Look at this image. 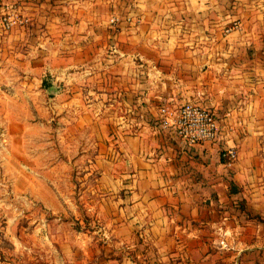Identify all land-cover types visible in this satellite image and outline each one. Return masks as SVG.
I'll return each instance as SVG.
<instances>
[{"label": "crops", "instance_id": "obj_1", "mask_svg": "<svg viewBox=\"0 0 264 264\" xmlns=\"http://www.w3.org/2000/svg\"><path fill=\"white\" fill-rule=\"evenodd\" d=\"M56 1L53 6L62 13L69 3L74 12L78 8L75 18L61 14V23H89L90 29L57 30L55 64L49 58L53 48L48 30L41 32L39 45L32 42L19 51L25 58L13 61L12 49H1L8 58L0 60V81L6 78L16 89H31L35 85L28 75L18 80L4 73L20 68L37 74L42 101L53 89L47 82L56 83V97L50 98L57 99L64 118L71 106L76 121L84 89L96 103H119L131 111L134 131L123 130L122 141L106 149L104 174L96 175L100 164L95 159L88 164L87 173L93 174L78 175L76 182L88 181L96 195L103 180L106 206L94 209L95 214L106 218L108 231L120 232L124 247L134 246L138 262L145 239L156 251L152 264L177 259L179 253L191 263L203 262L210 255L209 246L222 247L217 236L206 234L231 226L234 233L241 232L239 221L246 211L264 214V191L258 190L264 179L258 175L263 173L258 137H264V0ZM116 3L130 9L137 21H123L112 34L109 16L98 9ZM82 6L89 15L82 14ZM27 32H10L7 37L27 40ZM27 92L33 98L36 91ZM187 98L214 111L222 125L217 139L187 145L173 129L155 122L158 103ZM24 104L26 112L31 109ZM17 107L18 100L0 117L9 129L17 119ZM75 127L74 132L79 128ZM229 145L237 157L228 164L222 151ZM61 165H47L41 183H59L60 175L54 177L52 171L56 167L58 172ZM44 188L50 193L45 196L42 191L41 198L49 201L52 187ZM243 242L234 240L227 246L232 253L264 248Z\"/></svg>", "mask_w": 264, "mask_h": 264}, {"label": "rangeland", "instance_id": "obj_2", "mask_svg": "<svg viewBox=\"0 0 264 264\" xmlns=\"http://www.w3.org/2000/svg\"><path fill=\"white\" fill-rule=\"evenodd\" d=\"M56 3V0H0V51L12 49L10 53L13 61L25 58L19 51L23 53L32 42L39 45L41 32L48 30V41L53 48L49 58L55 64L57 30L65 26L77 33H86L91 26L84 22L61 23V14L75 18L78 8L74 12V7H70L68 2L63 10L65 13H62L53 6ZM116 5L112 4L110 8L100 6L98 9L99 14L109 16L108 26L112 34L120 29L123 21H130L126 19L128 16L134 18L130 9ZM86 10V7H81L82 14L89 15ZM113 15L118 17L115 25L109 21ZM14 19L12 24L6 26L7 20ZM133 20L137 21L135 18ZM20 31H28L29 38L15 40L11 36V39L7 37L10 32ZM7 58L8 55L3 56L0 52V60ZM7 74L10 77L18 76V80L28 75L35 86H31V89H16L12 82L4 81L6 78L2 80L4 82L0 81V117L16 100L20 106L16 110L17 119L12 120L10 129L0 122V264H152L151 259L155 257L156 251L146 244L147 239L141 249L143 254L140 257L143 259L138 262L134 246L124 247L120 232L108 231L106 218L95 214L94 209L106 206L103 180H99L96 186V195L90 191L88 181L81 184L76 182L78 175L93 174L87 173L88 164L95 159L97 165L100 164L96 175L104 174L106 149H110V146L114 148L122 141L123 130L134 131V125L131 124L134 121L131 119L133 113L126 111L123 104L96 103L90 99L88 89H84V97L79 105V120H74L77 114L72 113L71 106L68 116L64 118L57 99L50 98L56 97V83L47 82L53 85V90L47 96L43 94L46 99L42 101L40 89L36 87V82H39L37 74H29L20 68L4 73ZM32 90L36 91L32 93L33 98L27 94V91ZM24 103L31 107L27 112ZM77 125V131H72ZM10 130L13 135H10ZM258 140L260 159L263 160V173L258 175L264 178V137H258ZM57 161L62 165L58 172L56 167L52 172L54 177L60 175L59 183H41L42 171ZM48 186L52 187L49 201L41 198L42 191L45 196L50 193L44 188ZM258 186V190L264 191V179ZM257 215L262 218L258 219ZM245 220L249 222L248 225H245ZM239 224L243 227L241 232L234 233L231 226L218 234H206L213 238L217 236L222 247L209 246L210 255L203 262L191 263L185 259L183 251L184 258H181L178 250L177 259L164 261L163 264H264L263 247L260 251L241 250L240 253H232L233 249L227 246L234 240L264 245V214L248 210ZM210 238L206 241L211 242ZM185 251L186 254L189 252ZM124 256L128 259H124Z\"/></svg>", "mask_w": 264, "mask_h": 264}, {"label": "built area", "instance_id": "obj_3", "mask_svg": "<svg viewBox=\"0 0 264 264\" xmlns=\"http://www.w3.org/2000/svg\"><path fill=\"white\" fill-rule=\"evenodd\" d=\"M130 17L128 16L126 19L133 20V17ZM14 21L15 19L7 20L6 26ZM109 21L111 25H115L118 23V17L113 15ZM157 115L158 118L155 122L159 127L173 129L174 133L187 145L211 142L217 139L222 127L213 110L192 98L184 99L181 102L172 99L163 100L158 103ZM237 122H240L239 119ZM222 155L225 156L226 162L229 164L236 159L237 152L233 145H229L222 151Z\"/></svg>", "mask_w": 264, "mask_h": 264}, {"label": "trees", "instance_id": "obj_4", "mask_svg": "<svg viewBox=\"0 0 264 264\" xmlns=\"http://www.w3.org/2000/svg\"><path fill=\"white\" fill-rule=\"evenodd\" d=\"M257 218L259 219V218H262V217H260L259 215H257ZM262 220V219H261Z\"/></svg>", "mask_w": 264, "mask_h": 264}, {"label": "water", "instance_id": "obj_5", "mask_svg": "<svg viewBox=\"0 0 264 264\" xmlns=\"http://www.w3.org/2000/svg\"><path fill=\"white\" fill-rule=\"evenodd\" d=\"M49 89H50V88H49ZM49 89H48V90H49ZM52 90H53V89H50V91H52Z\"/></svg>", "mask_w": 264, "mask_h": 264}]
</instances>
